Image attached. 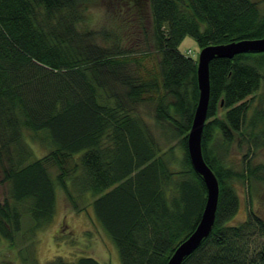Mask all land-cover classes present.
Instances as JSON below:
<instances>
[{
  "label": "trees",
  "instance_id": "obj_1",
  "mask_svg": "<svg viewBox=\"0 0 264 264\" xmlns=\"http://www.w3.org/2000/svg\"><path fill=\"white\" fill-rule=\"evenodd\" d=\"M91 3L0 0V187L6 188L0 242L34 247L54 222L61 190L70 204L92 197L94 219L122 264H167L196 229L207 197L187 150L199 100L198 60L180 47L187 37L201 50L263 39L264 1L122 0L118 5L134 15L147 40L144 49L126 46L117 32L92 29ZM130 30L122 32L128 39ZM141 50L158 58L144 76L133 70ZM210 87L202 148L219 180L218 212L209 237L182 264H264L263 219L251 211L231 224L240 206L235 183L264 182V166L249 162L237 172L227 161L235 136L248 145L246 157L264 149L263 97L255 106L264 53L213 60ZM149 102L170 134L165 149L138 112ZM249 120L261 123L245 132ZM29 138H39L49 153L35 158ZM179 138L184 166L176 171L172 139ZM32 252L24 264H37ZM46 264L101 263L58 256Z\"/></svg>",
  "mask_w": 264,
  "mask_h": 264
},
{
  "label": "rangeland",
  "instance_id": "obj_2",
  "mask_svg": "<svg viewBox=\"0 0 264 264\" xmlns=\"http://www.w3.org/2000/svg\"><path fill=\"white\" fill-rule=\"evenodd\" d=\"M122 0H92V3L87 6L88 11L92 14L91 28L97 31L104 29L111 32H117L127 40H123L126 46L136 47L139 49L148 48L147 40L134 22V15L131 14L128 8L118 5ZM262 3L264 0H253ZM131 10V9H130ZM134 10V9H133ZM130 20L129 25L126 21ZM131 30L128 35L124 34L126 28ZM149 42V39H148ZM152 42H149V44ZM146 45H148L146 47ZM143 46V48H141ZM151 50L152 47L150 46ZM180 50L196 60H198L201 49L196 40L192 37H187L182 43ZM141 50L136 54L137 64H133L135 74L146 75L149 69H153L157 63V56L150 54L147 57L142 54ZM137 72V73H136ZM260 97V99L258 98ZM255 106L260 105L259 100L264 99V87L258 93ZM156 96L153 102H157ZM148 102V101H147ZM151 104V105H150ZM154 103H146L141 105L138 109L141 116L145 120L149 129L154 136L161 140L160 144L167 147V143L171 142L170 134L163 133V129L159 127L156 119V112L154 111ZM264 107V106H262ZM254 110L251 111L250 118ZM245 132L254 131L251 124L260 126L261 120H249L247 122ZM168 136V137H167ZM29 142L34 150L35 158L41 159L49 153L37 138L36 141ZM180 139H172L174 145L173 157L178 161L176 171L182 170L184 152L179 145ZM248 145L242 141V138L235 136L234 143L228 148L227 161L233 168L240 172L246 169L248 163L252 166L261 164L264 166V149L256 151L255 155H248ZM184 166V165H183ZM240 206L235 219L231 222L232 225H238L247 220L251 211L257 213L264 221V182L253 181L250 183L236 182ZM6 196V188L0 187V201ZM92 197L86 196L84 198H76L75 204H70L63 191L59 190L56 202V217L54 222L38 233V236L33 240L34 247H30L28 241L21 240L18 242L16 248L11 246L8 242H0V264L3 262H10L12 264H24L26 257L33 253L36 257L37 264H46L47 262L60 256L65 260L73 262L80 257H93L101 264H122L119 252L114 246L109 237L104 233L101 227L96 223L91 207ZM26 220H24L25 222ZM28 227L30 224H25ZM23 234V233H22ZM21 234V235H22ZM264 242V239H263ZM20 251H24L25 257L19 255ZM30 263V262H29ZM28 264V263H26ZM31 264V263H30Z\"/></svg>",
  "mask_w": 264,
  "mask_h": 264
},
{
  "label": "water",
  "instance_id": "obj_3",
  "mask_svg": "<svg viewBox=\"0 0 264 264\" xmlns=\"http://www.w3.org/2000/svg\"><path fill=\"white\" fill-rule=\"evenodd\" d=\"M264 53V38L244 40L226 45L209 46L201 50L197 61L199 100L187 137V150L194 171L203 179L207 197L201 219L194 232L175 250L167 264H182L207 239L215 225L220 199V184L216 174L206 163L202 139L210 105V64L215 59H233L237 55Z\"/></svg>",
  "mask_w": 264,
  "mask_h": 264
}]
</instances>
